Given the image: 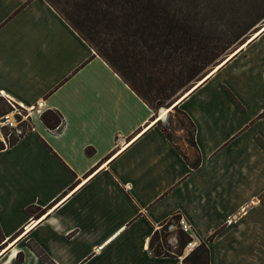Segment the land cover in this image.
<instances>
[{
  "label": "crops",
  "instance_id": "0c3cea01",
  "mask_svg": "<svg viewBox=\"0 0 264 264\" xmlns=\"http://www.w3.org/2000/svg\"><path fill=\"white\" fill-rule=\"evenodd\" d=\"M242 45L176 104L193 124L191 167L45 0H0V96L31 125L0 149V264H47L30 244L49 264H184L148 248L173 215L194 237L183 253L204 242L208 264H264V30ZM46 109L61 115L55 129Z\"/></svg>",
  "mask_w": 264,
  "mask_h": 264
},
{
  "label": "trees",
  "instance_id": "16d2710c",
  "mask_svg": "<svg viewBox=\"0 0 264 264\" xmlns=\"http://www.w3.org/2000/svg\"><path fill=\"white\" fill-rule=\"evenodd\" d=\"M45 1L153 110L163 104H171L170 99L175 93L198 76L202 69L215 64L227 48L242 40L249 30L264 21V0ZM230 9L242 10L246 22L241 27L229 16L234 13ZM210 11H221L228 15L230 26L237 27L233 36H222L217 32L214 22L203 21L202 15ZM178 98L173 101L172 107L176 106ZM5 112L2 108L1 113ZM40 119L49 129H55L61 123V115L51 109L42 111ZM190 124L192 132L189 142L194 146L196 156L188 163L195 167L200 162V155L194 141L193 124ZM158 125L169 138L163 127ZM18 126L22 128L21 134H15L10 128L11 133H3L0 149L14 144L31 128L30 123L25 126L24 122H19ZM92 152V147L85 148L86 154ZM26 211L33 217H39L46 209L30 205ZM178 218V215H173L166 223L170 224L173 220L177 224ZM160 239L164 242V233L158 234V230H155L148 243L150 252L155 256L172 255L159 250ZM3 240L0 231V250L4 247ZM178 241L179 247L183 249L190 241V236L180 231ZM30 245L49 264V258L43 250L35 244ZM177 254L181 255L182 250ZM17 256L21 258L19 254ZM182 262L208 264L205 243L200 242L183 257Z\"/></svg>",
  "mask_w": 264,
  "mask_h": 264
},
{
  "label": "rangeland",
  "instance_id": "374dc122",
  "mask_svg": "<svg viewBox=\"0 0 264 264\" xmlns=\"http://www.w3.org/2000/svg\"><path fill=\"white\" fill-rule=\"evenodd\" d=\"M229 11H231L232 13L234 12L233 15H229V16L231 18H234L240 27L246 22L244 21L245 19H243L244 15L241 9H237L235 11L234 9H230ZM227 16L228 15H224L221 11L220 13H215L214 11H210L202 15V19L203 21L209 20V22H214V24L217 25V32L221 34L222 36H233V31L236 30L237 27L230 26V21H229L230 19H228ZM263 23L264 21L258 23L255 26V28L247 32L246 36H244L242 40L234 43L229 48H227V50H225L224 53L217 59L215 64L209 65L205 67L204 69H202V71L198 74V76H196L194 79L188 82L183 88H181L177 93L174 94V96L170 99L172 103L180 95L181 96L184 95L188 91V89L191 86L193 87L195 83H197L198 81L202 79V77H205L208 73H210L216 67L215 65L219 63V61L224 59L227 55L228 56L231 55L233 51L239 48L240 44L250 39L251 36H253V34L255 33V31ZM221 32H224L225 34ZM172 103L163 104L162 106L156 107L154 109V112L158 115L160 108L170 109L169 111L167 110L163 118L164 121H161L159 124L163 127V129L169 135V138L175 142L176 147H178V149L182 152V154H184V157H186L189 161H193L196 156V150L194 146H192V144H190L189 142L190 134L192 132L191 124L188 118L185 116V114L182 112V110L177 105L174 107L171 106ZM2 108L6 110V112L3 114L1 113ZM27 111H28V108H25L17 104L11 99H8L4 96H0V139L1 140H3V133L5 132L11 133L9 127L5 125L4 123L5 116H9L8 119L10 121L15 120L17 124L19 122H24L25 126H27L29 124V119L27 118ZM157 230H158V234L164 233V242L163 240L161 241V239L159 240V245H160L159 250L163 252H167V253H175V252L177 253L180 250H182L179 247V241H178V236H179L180 231L184 233L185 235L190 236V240L194 238L191 235H189L187 232H184L179 227L178 222L176 224L174 221H172V223L170 224L164 222L162 225L158 227ZM188 252L187 251H185L184 253L182 252L183 255L181 254L182 255L181 260H183V257Z\"/></svg>",
  "mask_w": 264,
  "mask_h": 264
},
{
  "label": "built area",
  "instance_id": "2783aa9c",
  "mask_svg": "<svg viewBox=\"0 0 264 264\" xmlns=\"http://www.w3.org/2000/svg\"><path fill=\"white\" fill-rule=\"evenodd\" d=\"M5 125H7L10 129H13L15 134H21L22 133V128L20 126H18L17 122L14 121H10L9 119H7V116H5V121H4ZM178 225L179 227L184 231L187 232L188 234L191 233V226L189 224V222L183 217L180 216L178 218Z\"/></svg>",
  "mask_w": 264,
  "mask_h": 264
},
{
  "label": "bare ground",
  "instance_id": "6f19581e",
  "mask_svg": "<svg viewBox=\"0 0 264 264\" xmlns=\"http://www.w3.org/2000/svg\"><path fill=\"white\" fill-rule=\"evenodd\" d=\"M262 30H264V25H263L261 28L257 29V30H256L257 32H255V33L253 34V36H256V35H257L258 33H260ZM253 36H252V37H253ZM252 37H251V38H252ZM248 40H249V39H248ZM248 40H247V41H248ZM247 41H246V42H247ZM246 42H245L242 46H244V45L246 44ZM232 54H234V52H233ZM232 54H231V55H232ZM231 55H229V57H230ZM227 57H228V56H227ZM227 57H226V58H227ZM229 57H228V58H229ZM226 58L223 59L224 61L222 60L218 65H216V67H215L213 70L211 69L212 71H211L210 73H208L205 77H203L200 81H198L195 85H197L199 82H202L206 77H208L209 75H211L213 71H215L220 65H222V64L228 59V58H227V59H226ZM195 85H194V86H195ZM194 86H193V87H194ZM193 87H192V88H193ZM192 88H190V89H189L184 95H182L180 98H178V100L175 102V104H177L182 98H184V97H185V96H186V95L192 90ZM167 110L169 111L170 109L160 108V110H159V114L157 115V117H158L157 120H163V118H164V116H165ZM8 118H9V116H7V119H8ZM163 121H164V120H163Z\"/></svg>",
  "mask_w": 264,
  "mask_h": 264
},
{
  "label": "water",
  "instance_id": "95a60500",
  "mask_svg": "<svg viewBox=\"0 0 264 264\" xmlns=\"http://www.w3.org/2000/svg\"><path fill=\"white\" fill-rule=\"evenodd\" d=\"M263 25H264V23H263L259 28H261ZM259 28H258V29H259ZM227 56H228V55H227ZM227 56H226V57H227ZM226 57H225V58H226ZM225 58H224V59H225ZM222 60H223V59H222ZM222 60H221V61H222ZM221 61H219V62H221ZM217 64H218V63H217Z\"/></svg>",
  "mask_w": 264,
  "mask_h": 264
}]
</instances>
